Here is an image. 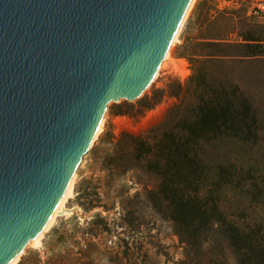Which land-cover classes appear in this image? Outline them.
Listing matches in <instances>:
<instances>
[{"label":"rangeland","instance_id":"1","mask_svg":"<svg viewBox=\"0 0 264 264\" xmlns=\"http://www.w3.org/2000/svg\"><path fill=\"white\" fill-rule=\"evenodd\" d=\"M201 1L150 89L107 110L104 132L82 157L67 205L82 214L59 217L19 264H264V43L257 58L225 59L238 54L225 45L242 40L220 18L244 14L264 41V14L250 15L255 0ZM205 40L217 44L205 47ZM207 55L217 56L211 79L227 89L232 109L220 123L205 122L200 172L119 154L122 135L143 136L164 123L193 76L194 57Z\"/></svg>","mask_w":264,"mask_h":264},{"label":"water","instance_id":"2","mask_svg":"<svg viewBox=\"0 0 264 264\" xmlns=\"http://www.w3.org/2000/svg\"><path fill=\"white\" fill-rule=\"evenodd\" d=\"M190 0H0V264L44 225L103 113L147 84Z\"/></svg>","mask_w":264,"mask_h":264},{"label":"trees","instance_id":"3","mask_svg":"<svg viewBox=\"0 0 264 264\" xmlns=\"http://www.w3.org/2000/svg\"><path fill=\"white\" fill-rule=\"evenodd\" d=\"M196 6L197 13L203 8V1ZM208 13H211L210 9ZM220 18L225 20L226 26H235L242 40V43L236 45H225L228 50L238 53L226 55L225 59L236 61L261 56L257 55L256 49L262 46L264 41L258 36L262 31L256 29L255 22L248 21L242 13L236 15L223 12ZM235 20H238L239 25L234 23ZM216 44L215 40H207L203 46ZM194 59L193 76L187 83L180 104L168 112L164 123L148 134L139 137L122 135L117 146L119 154L132 153L139 161L164 160L166 164L175 166L180 173H189L192 166L200 172L202 168L198 165V156L206 136L205 122L208 119L222 122V115L230 113L232 106L224 99L227 89L222 85L218 86L211 79L214 70L211 72L209 64L216 60L217 56H196ZM191 100L194 102L191 103ZM189 104L191 107L187 109ZM246 110L249 113V110ZM246 132L251 139L252 127L249 126Z\"/></svg>","mask_w":264,"mask_h":264},{"label":"bare ground","instance_id":"4","mask_svg":"<svg viewBox=\"0 0 264 264\" xmlns=\"http://www.w3.org/2000/svg\"><path fill=\"white\" fill-rule=\"evenodd\" d=\"M199 0H190L188 6L186 7L180 21L178 22L170 40L169 43L162 55V58L157 65L154 73L152 74L151 78L147 82V84L144 86V88L141 90V92L138 94L137 97L142 96L146 91L150 89L152 84L158 79L159 74L161 70L166 66V64L171 61L172 56V49L176 46V44L179 42L180 35L183 31V28L194 12L196 5L198 4ZM174 69L176 72H179V68H177L176 65H174ZM185 70V68H184ZM186 72V70H185ZM181 73V71H180ZM179 73V74H180ZM181 76H184V74H180ZM107 111H105L100 118V121L98 123V126L94 132V135L86 149V152L90 151L91 148L95 145V143L99 140L100 136L104 132L105 127V115ZM81 162V159L78 161V164L76 165L70 179L68 180L58 202L56 203L54 209L52 210L51 214L49 215L48 219L44 223L43 227L30 239L26 242V244L21 248V250L6 264H19V261L21 260L22 256L25 253V250L29 246H35L39 247L42 244V241L45 237V235L53 228V226L56 224L59 217H70L72 214H79L81 215V211L78 208L69 209L67 208V205L69 201L73 198L74 195V186L77 179V168Z\"/></svg>","mask_w":264,"mask_h":264},{"label":"built area","instance_id":"5","mask_svg":"<svg viewBox=\"0 0 264 264\" xmlns=\"http://www.w3.org/2000/svg\"><path fill=\"white\" fill-rule=\"evenodd\" d=\"M263 1L264 0H255V4H254V6L251 10V13H250V15L252 17H254L255 19L262 17V15L264 14V2ZM183 65H184V68L187 72L186 75H188V73L190 72V67L188 66L187 63H184ZM185 77L186 76H184L182 78H185Z\"/></svg>","mask_w":264,"mask_h":264}]
</instances>
